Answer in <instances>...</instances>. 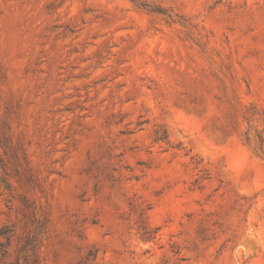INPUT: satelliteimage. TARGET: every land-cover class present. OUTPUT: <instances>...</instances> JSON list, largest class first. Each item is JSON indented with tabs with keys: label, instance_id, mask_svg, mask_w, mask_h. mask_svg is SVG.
Listing matches in <instances>:
<instances>
[{
	"label": "rangeland",
	"instance_id": "rangeland-1",
	"mask_svg": "<svg viewBox=\"0 0 264 264\" xmlns=\"http://www.w3.org/2000/svg\"><path fill=\"white\" fill-rule=\"evenodd\" d=\"M0 264H264V0H0Z\"/></svg>",
	"mask_w": 264,
	"mask_h": 264
}]
</instances>
